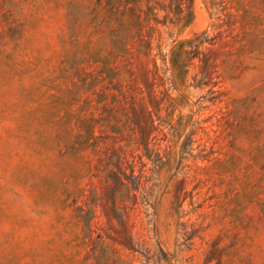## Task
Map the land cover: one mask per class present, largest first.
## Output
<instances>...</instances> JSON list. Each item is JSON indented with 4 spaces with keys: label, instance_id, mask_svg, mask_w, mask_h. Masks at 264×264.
<instances>
[{
    "label": "rangeland",
    "instance_id": "374dc122",
    "mask_svg": "<svg viewBox=\"0 0 264 264\" xmlns=\"http://www.w3.org/2000/svg\"><path fill=\"white\" fill-rule=\"evenodd\" d=\"M0 264H264V0H0Z\"/></svg>",
    "mask_w": 264,
    "mask_h": 264
},
{
    "label": "trees",
    "instance_id": "16d2710c",
    "mask_svg": "<svg viewBox=\"0 0 264 264\" xmlns=\"http://www.w3.org/2000/svg\"><path fill=\"white\" fill-rule=\"evenodd\" d=\"M127 1H134V0H127Z\"/></svg>",
    "mask_w": 264,
    "mask_h": 264
}]
</instances>
